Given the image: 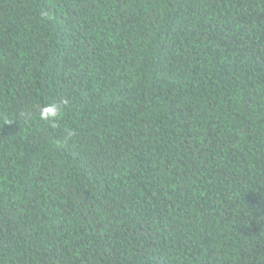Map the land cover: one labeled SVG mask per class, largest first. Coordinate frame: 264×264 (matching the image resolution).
Wrapping results in <instances>:
<instances>
[{"label": "trees", "instance_id": "trees-1", "mask_svg": "<svg viewBox=\"0 0 264 264\" xmlns=\"http://www.w3.org/2000/svg\"><path fill=\"white\" fill-rule=\"evenodd\" d=\"M0 264H264V0H0Z\"/></svg>", "mask_w": 264, "mask_h": 264}, {"label": "clouds", "instance_id": "clouds-1", "mask_svg": "<svg viewBox=\"0 0 264 264\" xmlns=\"http://www.w3.org/2000/svg\"><path fill=\"white\" fill-rule=\"evenodd\" d=\"M61 112V105L59 103L44 104L39 110V118L43 121H48L55 124ZM71 135V133H69Z\"/></svg>", "mask_w": 264, "mask_h": 264}]
</instances>
